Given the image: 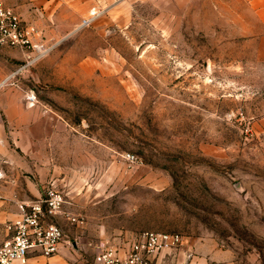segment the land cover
I'll return each mask as SVG.
<instances>
[{"label":"rangeland","instance_id":"374dc122","mask_svg":"<svg viewBox=\"0 0 264 264\" xmlns=\"http://www.w3.org/2000/svg\"><path fill=\"white\" fill-rule=\"evenodd\" d=\"M89 1L3 84L24 72L25 105L32 89L88 148L65 207L110 239L213 237L264 264V0Z\"/></svg>","mask_w":264,"mask_h":264},{"label":"crops","instance_id":"0c3cea01","mask_svg":"<svg viewBox=\"0 0 264 264\" xmlns=\"http://www.w3.org/2000/svg\"><path fill=\"white\" fill-rule=\"evenodd\" d=\"M12 5L30 31L32 42L50 48L87 14L90 1L17 0ZM27 53L17 46L0 44V84ZM15 77L16 85H0V166L6 170V177L0 180V240L13 234L11 223L19 214L17 202L40 197L46 183L53 182L69 202L73 195L74 160H79L76 166H81V159H89L88 148H84L82 138L74 137L67 121L41 103L25 105L22 88L26 84V74L21 72ZM81 176L79 172L78 178ZM63 207L73 212L65 207V203ZM82 215L86 219L83 228L69 223L61 215L55 216L53 219L63 226L65 234L57 252L47 256L30 249L26 264H97L94 257L99 251L96 246L99 241L112 245L120 256H124L136 235L134 232L120 231L118 236L110 239L104 230L87 231L88 221ZM151 264L244 263L232 249L213 237H183L178 248L162 249Z\"/></svg>","mask_w":264,"mask_h":264},{"label":"built area","instance_id":"2783aa9c","mask_svg":"<svg viewBox=\"0 0 264 264\" xmlns=\"http://www.w3.org/2000/svg\"><path fill=\"white\" fill-rule=\"evenodd\" d=\"M96 10L90 16L83 18L80 26L88 25L97 15ZM0 44L18 46L36 55H29L26 64H30L41 57L49 47H43L32 42L30 31L22 24L18 14L0 1ZM14 74H9L0 85ZM23 97L27 105L37 102L36 93L24 90ZM130 161H136L133 155L126 154ZM6 177V170L0 166V180ZM65 194L53 182H48L42 189L40 197L17 202L18 217L11 223L13 234L0 240V264H26L27 253L36 249L44 255L55 254L64 240V228L53 218L63 216L69 223L83 228L86 219L82 214L73 213L64 209ZM183 237L178 233L146 230L136 235L130 242L124 256H120L116 248L106 242L99 241V249L94 257L97 264H151L164 248H178Z\"/></svg>","mask_w":264,"mask_h":264}]
</instances>
